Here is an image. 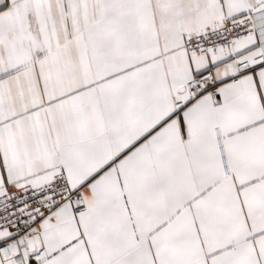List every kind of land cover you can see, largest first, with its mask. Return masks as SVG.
Returning a JSON list of instances; mask_svg holds the SVG:
<instances>
[{"label":"snow or ice","instance_id":"obj_1","mask_svg":"<svg viewBox=\"0 0 264 264\" xmlns=\"http://www.w3.org/2000/svg\"><path fill=\"white\" fill-rule=\"evenodd\" d=\"M0 264H264V0H0Z\"/></svg>","mask_w":264,"mask_h":264}]
</instances>
